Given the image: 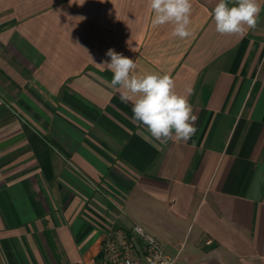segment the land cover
<instances>
[{"label": "crops", "instance_id": "0c3cea01", "mask_svg": "<svg viewBox=\"0 0 264 264\" xmlns=\"http://www.w3.org/2000/svg\"><path fill=\"white\" fill-rule=\"evenodd\" d=\"M218 2L191 0L182 40L148 0H0V264H96L133 223L178 264H264V0L243 36ZM110 48L174 79L190 140L153 146Z\"/></svg>", "mask_w": 264, "mask_h": 264}, {"label": "clouds", "instance_id": "9594fccd", "mask_svg": "<svg viewBox=\"0 0 264 264\" xmlns=\"http://www.w3.org/2000/svg\"><path fill=\"white\" fill-rule=\"evenodd\" d=\"M148 4L153 28L172 24L173 36L183 40L191 35V0H148ZM260 12L258 0H219L211 15L217 33L243 36L256 28ZM106 55L110 62L98 65L112 72L111 86L123 90L122 101L132 102V121L146 127L154 147L169 140L187 142L196 134L198 117L188 96L175 91V81L169 74H137V64L132 59L111 48Z\"/></svg>", "mask_w": 264, "mask_h": 264}, {"label": "built area", "instance_id": "2783aa9c", "mask_svg": "<svg viewBox=\"0 0 264 264\" xmlns=\"http://www.w3.org/2000/svg\"><path fill=\"white\" fill-rule=\"evenodd\" d=\"M96 264H178L144 227L133 223L105 231Z\"/></svg>", "mask_w": 264, "mask_h": 264}]
</instances>
